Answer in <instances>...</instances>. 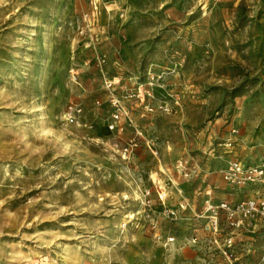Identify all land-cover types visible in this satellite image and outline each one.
Wrapping results in <instances>:
<instances>
[{"label": "rangeland", "instance_id": "rangeland-1", "mask_svg": "<svg viewBox=\"0 0 264 264\" xmlns=\"http://www.w3.org/2000/svg\"><path fill=\"white\" fill-rule=\"evenodd\" d=\"M231 160L264 161V0H0V264H228Z\"/></svg>", "mask_w": 264, "mask_h": 264}, {"label": "built area", "instance_id": "built-area-1", "mask_svg": "<svg viewBox=\"0 0 264 264\" xmlns=\"http://www.w3.org/2000/svg\"><path fill=\"white\" fill-rule=\"evenodd\" d=\"M104 61V59H100V62ZM105 84L107 88H113L115 81L105 79ZM147 94L151 95V92L148 91ZM112 103L116 110L112 114L110 129L118 127L123 119L132 120L120 99L115 98ZM82 115V102L76 100L67 104L64 113L67 123L81 126ZM233 131L237 132V130ZM231 144L232 142L229 141L228 145ZM136 146L137 144L133 141L123 145L119 150L122 158H129ZM184 165L185 163L182 161L178 165L180 174L187 177L195 172V170L186 171ZM220 172L227 187L231 190L242 191V196L235 200L217 201L212 198L211 189H206L201 215L205 222L202 248L214 246L216 250H221L224 253L228 264H239L240 262H237L239 258L233 256V252L243 240L236 239L251 235L252 241L259 240V245L247 248L248 257L254 260L255 254L258 252L254 264H264V161L245 164L239 160H231ZM195 240L193 241L195 242Z\"/></svg>", "mask_w": 264, "mask_h": 264}, {"label": "crops", "instance_id": "crops-1", "mask_svg": "<svg viewBox=\"0 0 264 264\" xmlns=\"http://www.w3.org/2000/svg\"><path fill=\"white\" fill-rule=\"evenodd\" d=\"M261 163V162H260ZM254 164H256V163H254ZM252 236L251 235H246V236H244L243 238H237L236 240H243V242L242 243H240L239 245H242V246H244V249H245V251L248 253V251H247V248L248 247H257L258 245H259V240H257V241H252V238H251ZM248 255V254H247ZM239 264H242V263H239Z\"/></svg>", "mask_w": 264, "mask_h": 264}]
</instances>
